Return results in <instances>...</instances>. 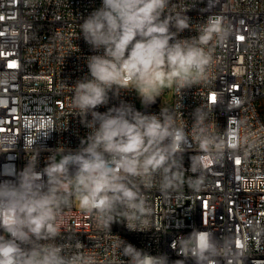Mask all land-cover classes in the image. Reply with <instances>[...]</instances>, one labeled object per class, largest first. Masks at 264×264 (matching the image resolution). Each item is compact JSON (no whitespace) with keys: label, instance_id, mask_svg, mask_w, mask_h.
<instances>
[{"label":"clouds","instance_id":"1","mask_svg":"<svg viewBox=\"0 0 264 264\" xmlns=\"http://www.w3.org/2000/svg\"><path fill=\"white\" fill-rule=\"evenodd\" d=\"M194 7L185 0H102L79 24L96 54L86 59L87 74L66 85L72 89L74 116L88 133L76 149L52 151L39 170L35 149V159L13 178L0 180V264H99L95 255L84 253L77 234L62 233L66 209L78 205L100 231L111 233L114 223L148 231L147 193L155 188L167 194L181 181L186 143L210 154L222 152V141L209 127L214 121L202 107L193 111L189 132L173 110L139 111L121 98L134 91L148 109L165 89L183 95L208 77L214 48L231 29L214 15L193 23L187 13ZM185 30L196 35L182 37ZM113 99L117 105L97 110ZM191 171L199 173L191 180L199 189V157L192 159ZM118 239L116 259L106 264H244L245 253L232 237L199 229L176 240L174 250L182 259L175 261Z\"/></svg>","mask_w":264,"mask_h":264},{"label":"built area","instance_id":"2","mask_svg":"<svg viewBox=\"0 0 264 264\" xmlns=\"http://www.w3.org/2000/svg\"><path fill=\"white\" fill-rule=\"evenodd\" d=\"M193 23L220 16L231 34L214 48L208 77L183 95L171 89L164 99L144 109L135 92L122 99L139 111H174L177 122L192 130L197 107L214 121L210 130L222 141V152L208 153L187 142L181 181L167 194L147 195L152 229L129 231L114 223L100 231L93 218L76 205L65 210L61 231L77 234L86 255L99 264L115 261L118 237L152 255L182 259L176 240L193 229L230 236L245 253L244 262L264 264V0H185ZM102 0H0V180L11 179L39 149L38 170L57 148L76 149L88 129L70 106L72 86L87 74L86 59L96 54L80 34L79 24ZM185 30L181 36H194ZM68 86H67V85ZM157 99V100H158ZM113 99L97 110L105 112ZM203 163L199 189L191 180L193 158ZM59 156H57V159ZM118 236V237H117ZM126 259V258H125ZM189 264L191 262L189 261Z\"/></svg>","mask_w":264,"mask_h":264},{"label":"rangeland","instance_id":"3","mask_svg":"<svg viewBox=\"0 0 264 264\" xmlns=\"http://www.w3.org/2000/svg\"><path fill=\"white\" fill-rule=\"evenodd\" d=\"M163 100H166V101L171 100V89H165ZM139 104H140V106H142L140 102H139ZM260 110H261L262 114L264 115V98L261 99ZM76 207L79 209L78 205H76Z\"/></svg>","mask_w":264,"mask_h":264},{"label":"bare ground","instance_id":"4","mask_svg":"<svg viewBox=\"0 0 264 264\" xmlns=\"http://www.w3.org/2000/svg\"><path fill=\"white\" fill-rule=\"evenodd\" d=\"M244 264H256L255 262H244Z\"/></svg>","mask_w":264,"mask_h":264},{"label":"water","instance_id":"5","mask_svg":"<svg viewBox=\"0 0 264 264\" xmlns=\"http://www.w3.org/2000/svg\"><path fill=\"white\" fill-rule=\"evenodd\" d=\"M159 102V99L157 100V102L155 104H157Z\"/></svg>","mask_w":264,"mask_h":264}]
</instances>
